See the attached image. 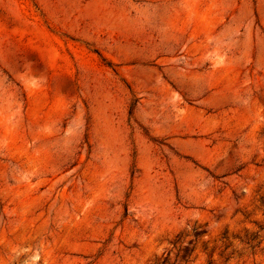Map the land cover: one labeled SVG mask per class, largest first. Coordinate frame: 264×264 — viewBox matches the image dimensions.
<instances>
[{
  "label": "rangeland",
  "instance_id": "374dc122",
  "mask_svg": "<svg viewBox=\"0 0 264 264\" xmlns=\"http://www.w3.org/2000/svg\"><path fill=\"white\" fill-rule=\"evenodd\" d=\"M0 264H264V0H0Z\"/></svg>",
  "mask_w": 264,
  "mask_h": 264
}]
</instances>
